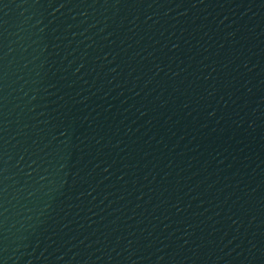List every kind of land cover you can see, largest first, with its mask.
<instances>
[{
    "label": "water",
    "instance_id": "obj_1",
    "mask_svg": "<svg viewBox=\"0 0 264 264\" xmlns=\"http://www.w3.org/2000/svg\"><path fill=\"white\" fill-rule=\"evenodd\" d=\"M0 264H264V0H0Z\"/></svg>",
    "mask_w": 264,
    "mask_h": 264
}]
</instances>
